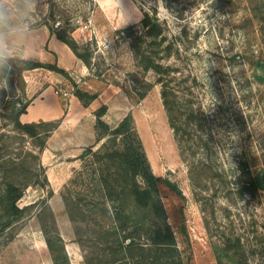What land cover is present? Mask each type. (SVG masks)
I'll return each instance as SVG.
<instances>
[{
	"label": "rangeland",
	"instance_id": "374dc122",
	"mask_svg": "<svg viewBox=\"0 0 264 264\" xmlns=\"http://www.w3.org/2000/svg\"><path fill=\"white\" fill-rule=\"evenodd\" d=\"M51 1L55 18L49 16ZM104 1L106 8H100L97 0H44V18L30 59L44 62L57 59L56 53L50 50L51 31L45 22L48 18L49 23L56 25L60 22L75 25L73 35L81 43H90L94 70L101 73L98 88L104 93L102 100L108 102L104 119L115 125L131 112L152 170L156 175L175 180L182 189L183 195H179L167 185L162 184L161 188L169 221L186 262L218 264L212 241L220 243L223 234L235 229L244 234L249 264H264L262 245L252 231L257 229L264 235V189L239 197L232 182L244 165L254 175L264 173V21L252 10L260 6L261 0H213V3L163 0L177 18L175 21L158 12L169 41L174 43V53L165 61L179 67V94L197 115L194 122L197 153L186 159L170 125L160 84L154 83L144 97L139 94L145 79L155 82V72L145 74L138 67L126 33H117L118 29L139 24L140 20L115 28L122 13L111 7L113 0ZM132 1L138 12L157 10L158 0ZM263 9L262 6L259 10L261 15H264ZM19 68L10 74L8 91L0 92V128L4 102L9 97H21L32 103L42 91L49 89L48 103L64 109L65 114L52 119L61 122L50 134L42 153L49 183L26 189L19 203L21 206L33 203L32 213L16 226L17 233L12 239L5 242L7 238H1L0 264H55L46 233L59 245L57 230L63 237L71 264H85L63 198V193L68 192L67 186L75 189L74 194L76 189H82V185L70 180L78 171H85V164L80 156L68 157L69 151L74 152L76 147L70 144L76 134V121L72 128L68 127L70 120L69 125L61 124L74 97L73 81L84 88L87 84L75 74H71V80L47 68L21 72ZM11 128L9 125L5 130ZM96 141L97 133L95 142L87 147ZM193 161L210 164L221 176L194 190L188 171ZM206 221L210 223V230Z\"/></svg>",
	"mask_w": 264,
	"mask_h": 264
},
{
	"label": "trees",
	"instance_id": "16d2710c",
	"mask_svg": "<svg viewBox=\"0 0 264 264\" xmlns=\"http://www.w3.org/2000/svg\"><path fill=\"white\" fill-rule=\"evenodd\" d=\"M262 6L264 0H261L259 8L253 7L252 10L256 17L264 21V15L259 13ZM49 16L55 18L53 4ZM48 19L45 22L51 33L66 43L99 76L100 71L94 70V52L90 43H81L73 35L76 26L71 23L61 25V22L56 25L49 23ZM117 33H126L138 67L145 74L151 70L156 74L155 82L144 80L140 96L144 97L154 83L160 84L163 103L181 155L183 159L194 157L197 153L194 149V122L197 115L179 94V67L176 63L165 61L172 57L174 43L169 41L165 23L157 10L143 11L139 24H130L118 29ZM22 63L20 72L42 67L60 72L72 80L70 72L57 59L54 62L27 59ZM73 84L74 95L85 106L99 96V90L81 87L76 81ZM30 103L21 97H9L1 113L0 240L5 236V242L15 236L16 226L32 213L30 207L33 203L25 206L19 203L26 189L32 185L45 186L49 183L42 153L50 134L61 122L60 119L22 121L21 115L27 111ZM107 111L108 105L105 103L96 109L97 141L80 154L85 171H78L70 180V183L82 185V189H76L74 194L75 189L67 186L68 192L63 193L85 264H188L169 221L161 190L164 184L173 192L183 195L182 189L175 180L156 175L152 170L133 114L130 112L117 124L111 125L104 119ZM9 125L12 128L5 130ZM202 125L200 123L199 126ZM188 171L194 190L202 189L207 182L221 176L206 162L193 161ZM232 182L239 197L247 193L255 194L259 189H264V173L254 175L250 167L244 165ZM206 227L210 230L209 221H206ZM43 228L45 231V225ZM183 230L186 233L185 225ZM252 231L264 253V235L258 233L257 229ZM56 239L59 245L46 233L55 264H71L58 230ZM219 241H212L218 264H249V250L243 233L229 229ZM250 250L255 252V249Z\"/></svg>",
	"mask_w": 264,
	"mask_h": 264
},
{
	"label": "crops",
	"instance_id": "0c3cea01",
	"mask_svg": "<svg viewBox=\"0 0 264 264\" xmlns=\"http://www.w3.org/2000/svg\"><path fill=\"white\" fill-rule=\"evenodd\" d=\"M97 2L100 8L107 7L104 0H97ZM113 2L114 4H112L111 7H114L115 10H120V13H122V15H119L118 25L115 28L141 20L143 13H141V10H139L140 13L137 11V7L132 0H113ZM129 10H133V13H129ZM114 24L117 23L114 22ZM50 37V50L56 53L58 63L66 68L70 74H75L77 77H80L83 82L87 84V89L98 91V81H100L98 80V76L92 72L85 62L80 59L66 43L58 39L52 33H50ZM49 92V89L42 91L40 97H36L33 102L29 104L27 111L21 115L22 121L32 122L41 119L52 120L55 119L57 115V117H60L65 114L64 109L54 108L48 103ZM103 94L104 93L100 92L99 96L88 106H85L74 94V97L70 99L71 104L69 106V112L67 113V116L64 117L61 124V126L65 124L69 125L70 120V122H72L68 126L70 128L76 121V134L73 136L72 142H70V144H73L76 147L74 152L69 151L68 157L78 158L87 146L95 142V111L104 103L108 105L106 100H102ZM62 148H65V145H63ZM72 166H76V163H73Z\"/></svg>",
	"mask_w": 264,
	"mask_h": 264
},
{
	"label": "clouds",
	"instance_id": "9594fccd",
	"mask_svg": "<svg viewBox=\"0 0 264 264\" xmlns=\"http://www.w3.org/2000/svg\"><path fill=\"white\" fill-rule=\"evenodd\" d=\"M157 12L177 19L163 0H158ZM43 18L44 0H0V92L8 91L12 71L31 58Z\"/></svg>",
	"mask_w": 264,
	"mask_h": 264
},
{
	"label": "water",
	"instance_id": "95a60500",
	"mask_svg": "<svg viewBox=\"0 0 264 264\" xmlns=\"http://www.w3.org/2000/svg\"><path fill=\"white\" fill-rule=\"evenodd\" d=\"M264 67V66H263Z\"/></svg>",
	"mask_w": 264,
	"mask_h": 264
}]
</instances>
